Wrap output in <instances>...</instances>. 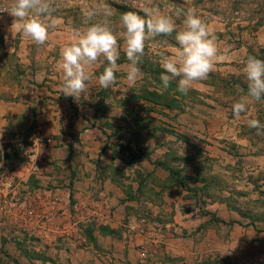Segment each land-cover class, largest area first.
<instances>
[{
    "label": "crops",
    "instance_id": "1",
    "mask_svg": "<svg viewBox=\"0 0 264 264\" xmlns=\"http://www.w3.org/2000/svg\"><path fill=\"white\" fill-rule=\"evenodd\" d=\"M72 42L67 30L50 31L43 45L23 35L0 37V58H14L25 64L22 73L0 67V141L11 143L15 137L20 146L23 142L29 144L34 154L44 152L49 156L51 174L43 178L46 189L30 191L26 196L38 204L34 207L50 215L51 222L65 221V228L72 223L76 226L92 214L98 232L107 229L114 233L121 227L130 232L127 224L145 216L148 225L139 234L143 232L144 243L160 255L153 259L151 254L146 264H264V231L238 223L230 225L229 220L240 218L241 214L229 208L226 194L188 192L189 186L204 185L198 182V167L190 159L173 157L176 149L193 150L196 135L211 141V149L219 152L223 145L220 140L228 135L242 149L247 148L253 137H243L241 133L248 121L255 118L256 111L251 117L254 108L232 117L230 106L236 102L209 98L204 94L217 89L198 82L193 90L201 93L205 104L191 108L193 103H188L187 112L180 116L171 114V119L159 112L152 113L158 123L156 130H150L145 124L147 120L142 121L141 112L137 118L140 128L132 142V135L119 133L123 139L120 144L115 143L119 138H108L112 131L108 130L107 135V129L100 125L107 121L100 107L108 105L111 109L108 121L114 124L117 135L118 127L132 121L126 111L138 86H131L126 79L130 62L124 38L118 37L121 68L108 96L97 79L106 67L102 59L89 69L92 80L86 96L64 95L61 49ZM242 52L239 49L226 53L213 71L229 69L235 74L236 60ZM139 67L143 68L141 64ZM10 71L15 75L12 79ZM141 71L143 75L147 73ZM141 89L142 86L137 91ZM138 101L148 103L145 98ZM210 103L215 108L208 111L206 104ZM198 125L202 127L200 133L196 131ZM131 153L151 154L154 162L162 159L157 164L141 165L131 161ZM32 166L29 161L18 164L24 171ZM48 226L54 229L53 224Z\"/></svg>",
    "mask_w": 264,
    "mask_h": 264
},
{
    "label": "rangeland",
    "instance_id": "2",
    "mask_svg": "<svg viewBox=\"0 0 264 264\" xmlns=\"http://www.w3.org/2000/svg\"><path fill=\"white\" fill-rule=\"evenodd\" d=\"M181 1L188 4L187 10L190 8L194 9L196 15L207 24L209 31L216 37L221 53H225V51L226 53H232L243 49L242 54L239 56L241 59L237 58L238 60H236L235 64L238 72L233 74L229 69L221 72L213 71L209 74L208 79L203 81L212 85L213 77L216 76L218 79H224L230 84L238 83L241 87H235L236 89L239 88V94H234L231 90L220 92L213 89L209 93L204 94L218 101L222 99V101H228V103L237 102L242 95L247 94L248 82L244 72L247 57L251 55L264 60V26H257L258 12L261 8L260 3H264V0H237L238 3H234L235 0ZM145 2L146 0H54L57 10L53 15L61 18L63 24L56 29H50L49 32L57 30L71 32L73 28L83 29L87 25L84 23L82 9L89 6L102 8L107 5L112 12L110 17L112 25L118 37H123L120 35V31L123 30L120 23V14L129 11L135 12L136 10L144 13L140 9V5ZM13 3L14 0H0V37H20L23 35L21 30L19 33L14 32V29L19 30L16 26L17 22L7 12ZM152 3L159 6L165 14H172L175 19L174 13L178 8L176 9L177 6L172 5L170 1L152 0ZM120 7L124 8L125 11L121 12L117 9ZM102 19V15H98L89 23L99 22ZM178 21L179 19H176V24ZM180 26L177 24L178 31L183 27V23ZM175 35L176 33L174 32L171 36L155 37L152 41L146 43L145 53L141 58L140 64L147 73H144L142 79L138 81V86H136L132 99L129 101V109L126 111L132 121H127V126L118 127L117 135L114 132L115 129L112 128L114 124L108 121L111 109L108 105L100 107L102 117L107 119L106 122H101L100 125L102 128L107 129V135H109L108 130L112 131L108 138L114 136L119 138V141L117 140L115 143L120 144L123 139V136L122 138L118 136L119 133H121L120 135L122 133L132 135L131 138L129 137L130 141L135 138L133 136L135 133L137 134L140 128V122L137 118L141 112H144L142 121L145 122L147 120L145 124H148L150 130H156L158 123L152 113L159 112L168 115L171 119V114L180 116L182 113L187 112L188 106H190L188 103H193L191 108L205 104L201 93L193 90V88L187 93L178 91V78L171 81L167 89L163 87L160 79L163 69L160 67L159 58L162 53L170 54L172 52L170 49L174 46L171 43H176ZM100 59L104 60L107 66V61L103 57ZM228 65L226 64V66ZM4 66L13 70L16 69V73H22L25 64L14 58H0V67ZM12 74L10 71L9 76L11 79L15 77ZM18 76L16 75V77ZM141 86L143 89L137 91ZM108 95H110L109 89L105 90V96ZM139 98L147 99L148 103L138 101ZM206 105L207 108L209 107L208 111L211 108H215L214 104ZM230 107L232 109V106ZM252 107L254 109L251 117L254 118V112L256 111L257 114L254 119H258L264 124V99L252 101L248 109ZM230 113L232 117L235 116L233 111ZM161 122L171 125L167 121L161 120ZM201 128L198 125L196 131L200 133L202 131ZM256 132V129H250L249 127L242 130L241 134L243 137H253L252 142H249L246 146L247 148L244 147V149L235 143L236 140H232V136L228 135L227 138L220 140L221 143L223 142L221 152L211 149L212 145H214L211 141L196 135L195 139L197 141L193 150H189L187 147L185 149H176L175 151L178 152H174L173 157L190 159L198 167V182L202 181L203 183L200 184L204 185L202 187L195 184L193 188L189 186L188 192L190 190L191 194H197L200 191L204 194L209 192L226 194L229 199V208L241 214L240 218H231L229 224L232 226L235 223L242 226H254L256 231L263 232L264 135H257ZM11 139L13 140L11 143H1L0 141L4 156L5 154H19V156H14V159L10 162H5L4 160L0 164V170L6 167L15 174L16 197L19 204L30 206L29 203L31 202L32 206H35L37 203L26 196L30 191L35 192L46 189L43 186V178L49 176L51 171L49 169L45 170V168L42 170L29 169V171H24L18 167V164L21 165L27 161L30 163L39 162L44 156H46L48 163L49 156L44 152L45 155H42V152L34 154L30 151L31 146L29 144L23 142L22 146H20L15 137ZM129 158L132 162L140 163L141 165L142 163L152 165L153 163H159L161 157L157 158V162H154L155 160L151 158V154L131 153ZM240 198L244 199L240 200ZM40 207H43L42 203ZM36 210L39 216H46L42 208H40V211ZM143 218H137L127 224L130 232L121 227L115 230L114 233L107 229H102L101 232H98L97 229L99 228L96 225V221L91 217L84 221L79 220L80 222L76 226L72 223L69 228L64 227L65 221L57 222V220L55 222L48 220L45 222L46 224L40 225H30L20 220L9 222L8 224H0V264H146L145 261L150 259L151 254L153 259H155L159 253H155V250H151L150 246L144 243L142 239L143 232L140 235V231L137 233L132 231V228H137L145 232L148 221L142 223ZM49 224H53L54 229L50 230ZM55 227H62L61 229L63 230H56ZM170 257L168 256L167 259L171 260Z\"/></svg>",
    "mask_w": 264,
    "mask_h": 264
},
{
    "label": "clouds",
    "instance_id": "3",
    "mask_svg": "<svg viewBox=\"0 0 264 264\" xmlns=\"http://www.w3.org/2000/svg\"><path fill=\"white\" fill-rule=\"evenodd\" d=\"M140 7L144 11L141 16L129 11L122 14L120 23L123 31L125 51L128 61L126 79L135 86L143 77L139 67L145 53L146 43L155 37L171 36L174 32L176 45L170 54H161L159 58L163 73L160 77L163 87L168 88L171 81L178 78V91L187 93L198 82L208 79L214 70L216 62L225 59L217 40L207 24L198 16L194 9L175 10L165 14L161 8L146 0ZM57 8L54 0H14L7 12L15 18L16 26L23 36L30 38L35 44L43 45L49 39V30L63 24L61 18L53 15ZM98 15L103 19L89 23ZM83 29H71L70 45L61 49L63 71V93L66 96L80 97L89 93L92 77L89 69L103 57L107 66L98 76V84L107 90L116 83V73L121 66L118 64L120 51L118 35L112 25L111 10L107 5L101 7H85L82 9ZM183 16V27L178 31L176 19ZM248 87L247 94L242 95L232 105L233 113L240 117L248 111L252 101L264 99V60L248 56L244 66ZM250 129H256L257 135H264V124L258 119L248 121ZM2 150V146H0Z\"/></svg>",
    "mask_w": 264,
    "mask_h": 264
},
{
    "label": "built area",
    "instance_id": "4",
    "mask_svg": "<svg viewBox=\"0 0 264 264\" xmlns=\"http://www.w3.org/2000/svg\"><path fill=\"white\" fill-rule=\"evenodd\" d=\"M51 143V140L47 141V145ZM42 155H45L42 153ZM37 157V156H36ZM32 169L35 170H48L49 166L46 160V156L42 157L39 162L32 163ZM16 176L6 167L0 170V224H8L9 222H15L20 220L30 225H40L48 220H51V216H39L34 206H23L19 204L16 195ZM56 205V204H54ZM57 207V205L55 206ZM53 216V215H52ZM91 218L92 214H91ZM142 223H146L143 219ZM46 224V223H45ZM132 231L139 232V229H133Z\"/></svg>",
    "mask_w": 264,
    "mask_h": 264
},
{
    "label": "trees",
    "instance_id": "5",
    "mask_svg": "<svg viewBox=\"0 0 264 264\" xmlns=\"http://www.w3.org/2000/svg\"><path fill=\"white\" fill-rule=\"evenodd\" d=\"M166 1H170V3L172 5L177 6L176 9L178 8V9H183L185 11L187 10L188 4H185L181 0H166ZM235 2L238 3L237 0H235L234 3ZM260 4H261L260 5L261 8H260V10L258 12V25H257L258 27L264 26V3H260ZM117 9H119L121 12L122 11H125V9L124 8H121V7L120 8H117ZM135 12H137L141 16L144 15V13L141 12V11L136 10ZM122 14L123 13H121L120 16H122ZM181 23H183V16H181L179 18V21H178L177 24L180 26ZM171 44H172V46H177L176 43H171ZM212 85L215 87V89H217L220 92L221 91L226 92L228 90H231V92L234 93V94L238 93V91H239V88L236 89L235 86H238V87L240 86L241 87V85H239L238 83H236V84H230V83H227L224 79H222V80L218 79L216 76L213 77ZM225 95H227V94H225ZM14 156H19V154L18 155L17 154L16 155L5 154V156H4L5 162L12 161L14 159Z\"/></svg>",
    "mask_w": 264,
    "mask_h": 264
},
{
    "label": "water",
    "instance_id": "6",
    "mask_svg": "<svg viewBox=\"0 0 264 264\" xmlns=\"http://www.w3.org/2000/svg\"><path fill=\"white\" fill-rule=\"evenodd\" d=\"M4 161V153L2 150H0V164H2Z\"/></svg>",
    "mask_w": 264,
    "mask_h": 264
}]
</instances>
